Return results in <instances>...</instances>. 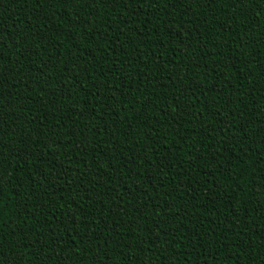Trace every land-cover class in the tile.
<instances>
[{"label": "trees", "instance_id": "1", "mask_svg": "<svg viewBox=\"0 0 264 264\" xmlns=\"http://www.w3.org/2000/svg\"><path fill=\"white\" fill-rule=\"evenodd\" d=\"M0 264H264V0H0Z\"/></svg>", "mask_w": 264, "mask_h": 264}]
</instances>
